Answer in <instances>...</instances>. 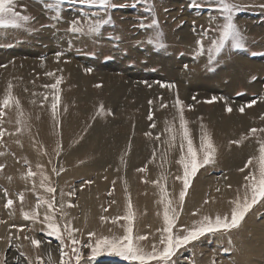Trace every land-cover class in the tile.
<instances>
[{"label":"rangeland","instance_id":"obj_1","mask_svg":"<svg viewBox=\"0 0 264 264\" xmlns=\"http://www.w3.org/2000/svg\"><path fill=\"white\" fill-rule=\"evenodd\" d=\"M226 2L234 5L232 16L243 33L246 47L234 49L229 40L218 58L210 60L207 49L211 47V40L204 38L202 55L198 54L197 40L201 38V29L209 28L213 29L209 36L218 38L217 30L226 19L221 0H113L114 7L107 10L82 3V0H63L58 4L60 20L51 19L56 8L45 6L46 3L57 4L58 0H15L16 11L32 19L22 28H0V111L4 113L0 128L5 130L0 138V151L9 155L0 158V164L4 165L0 170V193L6 214L0 216V226L9 222V226L5 225L6 236L0 238V258L6 257L7 264H27L28 260L32 264H60L63 248L65 259L72 257V264H75L72 251L75 247L82 254L81 264H138L115 255L88 260L91 252L86 245L104 236L122 238L131 227L134 243L147 251L153 245L161 247V236L166 235L160 231L165 227L161 185L177 210L174 233L183 235L181 225L191 227L193 221L205 215L213 219L217 214L230 217L235 206L233 200L238 195L243 196L244 177L254 167L245 165L250 157L258 158L259 143L264 141V132L250 134L251 129H264V70L255 67H264V0ZM108 15L112 23L105 25L98 35L68 31L74 19L81 20L86 27L87 19ZM155 20L159 23L152 28L140 26L141 23L151 25ZM57 53L62 55L57 57ZM13 62L18 63L16 71L9 68ZM238 67L245 68L246 72L244 70L243 74ZM239 72L242 73L241 81L237 79L240 75H235ZM83 77L86 82L82 87ZM9 92L14 99L3 107L2 102ZM143 92L149 93L142 97ZM57 96L54 115L52 105ZM15 99L19 100V107ZM252 100L256 103L248 106ZM215 107H219L221 116H211ZM229 107L231 111L227 110ZM181 109L194 148L199 149L202 130L211 134L216 148L213 162L191 177L182 207L178 197L183 190V180L176 178L183 177V168L178 163L180 139L177 136L175 146L169 147L166 143L169 133L165 131L168 125L179 129ZM233 115L245 116L248 122L226 136L218 120ZM18 119L23 120V125L16 123ZM103 123L113 128L104 134L105 141L110 140L115 131L129 136L126 151L125 147L120 151L123 165L121 161L118 164L119 159L113 160L109 149L107 153L110 142L99 146L94 141L96 132L92 138L94 143L88 144L87 137ZM17 127L29 128L27 134L18 135ZM55 133L56 136L51 137ZM102 135L98 133L97 138ZM85 143L88 147L84 149ZM146 143H150L147 155H139L138 148ZM57 144L61 145L59 156L55 151ZM245 146L251 147V151L241 160L242 166L228 171L227 162ZM186 148L185 142V152ZM25 160L29 164H25ZM96 160L107 164L100 176L88 169V163ZM37 164L43 165L48 184L55 188V193L40 187L39 175L26 178L29 165L33 171H38ZM64 175L69 178L62 191L60 180ZM205 179L210 185L201 187V203L193 205L192 195L199 181ZM220 180L227 183L217 188L215 183ZM92 186L99 188L98 210L95 213L91 206V211L87 209L90 213L86 211L84 215L78 202L81 193ZM53 196L56 209L53 214L61 226L62 239L48 234L44 222V215L49 211L47 204L41 202L37 207L38 197L50 201ZM9 198L14 202L11 208L5 207ZM129 200L133 213L131 221L124 219L128 215ZM25 211L38 212V219H25ZM91 214L94 216L90 217ZM263 221L264 199L252 207L238 227L205 233L180 248L172 264H204L206 255L212 253V260L206 264H220L222 258L236 264L234 256L241 255L239 245L246 242H240L237 237L251 234L250 228ZM68 223L79 230L71 236L78 241L76 245L64 230ZM89 233L96 235L89 237ZM31 239L41 241L40 245L34 246ZM37 257L41 258L39 262ZM253 259L264 264V256Z\"/></svg>","mask_w":264,"mask_h":264},{"label":"snow or ice","instance_id":"obj_2","mask_svg":"<svg viewBox=\"0 0 264 264\" xmlns=\"http://www.w3.org/2000/svg\"><path fill=\"white\" fill-rule=\"evenodd\" d=\"M59 3H63V0H58L57 4L46 3L45 6L48 9L56 8V14L53 15L51 19L60 20L62 18L58 7ZM82 3L95 4L106 10L114 7L113 0H82ZM221 3L223 4L226 19L222 26L217 30L219 32L218 38L212 39L211 36H209V33L213 31L212 28H209L201 29V38L197 40V45L199 46L198 54L201 55L205 52L204 38L208 37L211 40V47L207 49V51L210 53V60L218 58V55L225 47V43L229 40L231 41V47L234 49L246 47V41L244 40L243 33L240 31L232 16V8L234 7V5H230L226 2V0H221ZM93 16H95V14H93ZM31 19L32 17L23 15L21 12L16 11L15 0H0V28H22L25 27V24ZM109 23H112L110 15H108L106 18L100 19L89 18L86 21V27L82 26L81 20L74 19L70 22L68 31L79 35H98L101 29ZM158 23V20H155L151 25L141 23L140 26L144 28H152ZM193 30L195 31V27ZM60 55H62V53H57V57H59ZM89 71L91 70L89 69ZM57 83H59V81H57ZM51 87L54 88L55 85H52ZM9 88H11V85H9ZM13 99L14 98L9 92V94L4 98L2 106L7 107L10 102L13 101ZM54 99L56 102L53 103L52 110L53 114L55 115L59 97L57 96ZM212 99L215 100L216 97H213ZM179 103L180 101L177 100V104ZM255 103L256 100H252L248 106H251ZM15 104L17 107H19L18 99H15ZM100 107L101 110H103V105H101ZM227 110L231 111V108L229 107ZM240 111L243 112L244 108L241 107ZM3 115L4 113L0 111V118H2ZM19 115L21 117L23 116L22 110ZM149 119H151V116H149ZM179 120V129H174L173 125H168L165 131L169 133V138L166 141L169 147L175 146L177 136H179L180 139L181 155L178 163L183 168V177L176 178L183 180V190L180 191L178 197L179 206L182 207L191 177L195 176V174L201 167L213 162L216 148L213 144L211 134L203 130L200 137L199 149L194 148L190 130L187 127V122L184 119L182 109L180 110ZM16 123L18 125H23L24 122L22 119H18ZM154 126L155 125H153V127ZM22 130V127L16 128V132H20ZM258 131L264 132V129H251L250 134H255ZM4 134L5 130L0 128V138H2ZM156 138L159 139V135ZM185 142L187 145L186 152ZM231 143L239 144L240 141H232ZM60 150L61 145L57 144L55 150L57 156H59ZM199 153H202V155H200ZM0 155H3V153H0ZM25 164H29V162L25 160ZM249 165H254V167L249 171V174L244 177L245 184L243 185V196L241 198V196L238 195L237 198L233 200V204L235 206L231 210L230 217L228 215L221 216L220 214H217L213 219L212 217L205 215L201 220L193 221V225L191 227H185L181 225L180 231L184 233L183 235L174 233L173 229L176 226L175 222L178 219L177 210L173 207V200L169 198L166 188L161 185L160 203L164 205L163 220L165 227H163L160 231L163 234H166L161 236L159 242L161 247L153 245L150 251L145 250L138 243H134L133 236L131 235L132 228L129 227L127 229V234L122 238H109L107 236H104L97 238L94 244H87L86 247H88L91 252L88 260H95L101 255H115L122 257L123 259L128 261H136L138 262V264H172V259L180 248L197 240L205 233L219 232L221 230L227 231L238 227L240 222L244 219L245 215L252 209V207L261 202L262 199H264V141H261L259 143L258 158L250 157L245 167H248ZM3 168L4 165L0 164V170H2ZM36 168L38 171H33L32 167L29 165L28 171L26 173V178H32L39 175L40 187L45 188L48 193H55V188L49 186L48 184L49 178L43 171V165L37 164ZM53 171L55 172L56 169L53 168ZM241 171H243V169H241ZM154 183L159 184L158 181H154ZM4 193L5 196L8 195L6 189L4 190ZM19 198L21 201L24 199L22 193L19 194ZM41 202L46 203L49 210L44 215V222L47 223V228L49 230L48 234L62 239L61 226L55 221V217L53 214L56 210L54 208L55 196H53L52 200L50 201L43 200V197H38L37 207H39V204ZM13 203V200L9 198L7 199L5 207L11 208ZM205 203H207V201H205ZM62 208L63 205L61 204L60 209L62 210ZM23 215L25 219H38V212L36 211H33L31 213L25 211L23 212ZM124 219H127L129 221L133 219L130 200L128 203V215L125 216ZM64 230L68 231L70 238L73 232L79 231L78 229L71 228L70 223L64 225ZM95 235V233H89V237H93ZM138 239L142 240L144 239V237H139ZM31 243L34 246H39L41 241L31 239ZM71 243L73 245H76L78 241L74 238H71ZM81 247H85V245H81ZM72 251L74 254L75 264H81L82 254L80 250L74 247ZM23 255L24 254L21 253V256ZM36 260L39 262L41 258L37 257ZM0 264H7L6 257L0 258ZM27 264H32V261L28 260ZM60 264H72V257H68L67 259H65L63 248L61 250Z\"/></svg>","mask_w":264,"mask_h":264},{"label":"bare ground","instance_id":"obj_3","mask_svg":"<svg viewBox=\"0 0 264 264\" xmlns=\"http://www.w3.org/2000/svg\"><path fill=\"white\" fill-rule=\"evenodd\" d=\"M53 37V36H52ZM186 37V36H185ZM191 38V37H190ZM55 38H53V40H54ZM61 39V41H62V37L60 38ZM49 40V39H48ZM57 40V39H56ZM50 41H51V39H50ZM60 41V40H59ZM64 41V40H63ZM4 51H2V53H3ZM6 52V51H5ZM7 54H8V52H6ZM10 53V52H9ZM14 53V52H13ZM6 55V54H5ZM5 55H3V57L5 56ZM11 55V54H10ZM13 55V54H12ZM21 57V56H20ZM2 58V57H1ZM12 58V57H11ZM10 58V59H11ZM7 59H9L8 58V56H7ZM14 59V58H13ZM13 59H12V61H13ZM164 61H165V59L164 58H162ZM244 59V58H243ZM163 60H162V62H163ZM169 60V59H168ZM18 61V60H17ZM20 61V60H19ZM160 61V60H159ZM171 61V60H170ZM170 61H168V62H170ZM247 61H249V60H247ZM93 62V61H92ZM162 62H160V63H162ZM166 62V61H165ZM242 61L240 60V61H238V63L240 64ZM256 62V61H255ZM6 63V62H5ZM171 63V62H170ZM252 63H254V62H252ZM7 64V63H6ZM5 64V65H6ZM9 64V63H8ZM166 64H168V63H166ZM165 64V65H166ZM249 64V63H248ZM256 64V63H255ZM18 65V63L17 62H13V64L11 63L10 64V69H13V71H16L17 70V68L18 67H16ZM95 65V64H94ZM169 65V64H168ZM250 65V64H249ZM172 66V65H171ZM165 67V66H164ZM168 67V66H167ZM255 67L258 69L259 68V70H261V71H263L264 70V67L263 66H256L255 65ZM72 68V67H71ZM239 68V67H238ZM244 68V67H243ZM251 68V67H250ZM69 70H70V68H68ZM170 69V68H169ZM9 70V69H8ZM239 71L241 70L240 68L238 69ZM244 70H245V68H244ZM244 70H241V71H243V74H244ZM72 71V70H71ZM81 71V70H80ZM102 71V70H101ZM173 71V70H172ZM77 72V71H76ZM174 72V71H173ZM200 72V71H199ZM236 72V71H235ZM245 72H246V70H245ZM226 73V72H225ZM240 74H235V75H240L239 77L237 76V79L239 80V81H241L242 80V73L241 72H239ZM179 74V73H178ZM184 74V73H183ZM227 74V73H226ZM186 75V74H185ZM234 75V76H235ZM179 76H180V74H179ZM233 76V77H234ZM182 77V76H181ZM189 77V76H188ZM194 77V76H193ZM230 77V76H229ZM187 78V77H186ZM203 78H207V77H203ZM246 79V78H245ZM244 79V80H245ZM189 80V79H188ZM206 80V79H205ZM207 81H208V78H207ZM210 81H212V80H210ZM85 82H86V80H85V78L83 77V78H81V85H82V87L85 85ZM190 83V82H189ZM207 86H208V84H207ZM117 87V86H116ZM113 88H115V87H113ZM112 88V89H113ZM118 88V87H117ZM114 91H116V90H114ZM125 92V91H124ZM149 92H147L146 94L143 92V96L142 97H146L147 96V94H148ZM112 99V98H111ZM146 99V98H145ZM145 101V100H144ZM148 104V103H147ZM219 107H215V108H213L212 110H211V112H210V114H211V116H214V115H220L221 116V114H220V111H219V109H218ZM262 108V107H261ZM219 118V117H218ZM248 121H247V119H246V117L245 116H236V115H233V116H230V117H228V118H225L224 116L222 117V120H218V123H219V127L221 128V129H225V135L226 136H229V135H231V134H233L234 132H235V129L236 128H240V127H242V126H244L246 123H247ZM45 125H46V122H45ZM45 125H44V127H45ZM103 125V126H102ZM102 125H97V128L95 129V131L92 133L91 132V135H90V137H87L88 138V144H90V143H94L93 142V140H92V138H93V136H94V134H95V132H96V140H94V141H96V142H98V145L100 146V145H102V144H105V143H108V142H110V143H108V145H107V147H106V149H107V153H108V149H109V152H110V154L113 156V160H116L117 161V159H119V157H120V154L122 153V152H120L122 149H123V147H125V150H124V152L126 151V148H127V141H128V138H129V136L127 137L126 135H124V134H121V133H117L116 131L114 132L115 133V135H112L109 139L110 140H104V134L106 133V132H109V131H111L110 129H113V128H111L109 125H107V126H105V123H103ZM56 126V125H55ZM29 129V128H28ZM27 129V130H28ZM27 130H23V131H20V132H16L18 135L20 134V133H24V134H27L26 132H28ZM55 131H56V128H55ZM64 131H66V130H64ZM101 131V132H100ZM66 133H67V131H66ZM98 133H100V134H103L102 135V137H100V138H97L98 136ZM16 134V135H17ZM52 136L51 137H53V136H56V133L55 134H51ZM49 136V135H48ZM60 136V135H59ZM85 140V139H84ZM83 140V141H84ZM85 142H86V140H85ZM95 142V143H96ZM146 142V141H145ZM83 143V142H82ZM86 144V143H85ZM88 144H86L85 145V147H84V145L82 146V148L84 147V149L85 148H87L88 147ZM150 143H146V144H144L142 147H140V148H138V154L140 155V154H142V153H147V151H148V148H147V145H149ZM97 145V144H96ZM253 146H255V145H253ZM17 147H19V146H17ZM19 148H21V147H19ZM79 149V148H78ZM80 150H81V148H80ZM30 151V150H29ZM251 151V147H249V146H245V147H243L241 150H239V151H236L234 154H233V159L232 160H230L229 162H227V165H226V169L228 170V171H232V170H235V168L236 167H240V166H242L241 164L243 163L241 160H245L246 158V156L248 155V153ZM17 152H18V150H17ZM120 152V153H119ZM123 152V153H124ZM0 153H3V155H0V158H2V157H4L5 155L7 156V158L9 157V155H7L6 153H4L3 151H0ZM20 153V152H19ZM23 153V152H22ZM160 154V153H159ZM26 155V154H25ZM125 155V154H124ZM147 155V154H146ZM121 159V160H120ZM119 160H118V164H119V161H121V164L123 165V158L121 157ZM91 161V160H90ZM123 162V163H122ZM87 164V163H86ZM107 165V164H106ZM106 165L103 163V162H101L100 160H96V161H93V162H89L88 163V169H89V171H93L94 173H95V175H97V176H100L101 175V173L100 172H102V170L103 169H105V167H106ZM121 165V166H122ZM138 167V166H137ZM84 168V167H83ZM68 175H64V176H62L61 177V185H60V187H61V190L63 191L65 188H66V186H67V180H68ZM96 178V177H95ZM234 179H237L236 177H233ZM233 182H238V180H233ZM217 183V184H216ZM215 183V185H217L216 187L218 188V187H223L224 185H225V183H227L226 181L225 182H222L221 180L220 181H217ZM208 185H210V183L209 182H206V179L205 180H200L199 181V185H197V189H196V191H194V193H193V195H192V204L193 205H195V204H198L199 202L201 203V198H203V192H201L200 191V189H201V187L202 186H208ZM58 186V185H57ZM126 186V185H125ZM128 187V186H127ZM126 187V188H127ZM124 188V187H123ZM99 188H96V187H93L92 186V188H90V189H88V190H86V191H84V192H82L81 193V197H80V199H79V205H82L81 207H82V209H83V214L84 215H86V211H88L87 209H89V211H91L90 209H91V206H92V208L94 207L95 208V213H96V210H98L97 209V207L99 206V197H98V193H99V190H98ZM223 190H225V189H222V191ZM133 194V193H132ZM141 195V194H140ZM3 194H1L0 193V216H3V215H5L6 216V214L4 213V209H3ZM115 203V202H114ZM90 205V208L88 207ZM136 206V205H135ZM80 207V206H79ZM88 207V208H87ZM113 208L114 207H112V210H113ZM41 210H43V208L41 209ZM143 210V209H142ZM88 211V213L87 214H89L90 212ZM92 211H93V209H92ZM67 213V212H66ZM94 213V212H93ZM139 214V213H138ZM13 216V215H12ZM11 216V217H12ZM92 216H94V214L92 215L91 214V216L90 217H92ZM138 216V215H137ZM10 218V217H9ZM84 219V218H83ZM12 220H13V217H12ZM11 220V221H12ZM79 220H81V218L79 219ZM9 221V220H8ZM75 221V220H74ZM81 222V221H80ZM8 223L9 222H7V224H5V225H7V226H9L8 225ZM0 226V238H3V237H5L6 236V231H7V226ZM90 225V224H89ZM251 229V234H246V233H244V234H240L237 238L240 240V242H244V241H246L245 242V245H242V244H240L239 246L241 247L240 249L242 250V252H241V255L239 254L238 256H234V258H235V261H236V264L239 262V264H261V263H259L258 261H256V260H254L253 259V257L254 256H257V258H259V257H261L262 259H263V256H264V221H263V223H257L256 225H254L252 228H250ZM242 240V241H241ZM20 243V242H19ZM18 243V244H19ZM22 243V242H21ZM25 245V244H24ZM214 252V251H213ZM213 254V253H212ZM212 254H208V255H206V257L204 258V264H206V262H208V261H210V260H212V258H213V255ZM235 261L233 262V263H235ZM220 264H232V262L230 261V260H228V261H224V258H222L221 259V262H220Z\"/></svg>","mask_w":264,"mask_h":264}]
</instances>
